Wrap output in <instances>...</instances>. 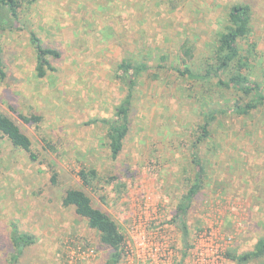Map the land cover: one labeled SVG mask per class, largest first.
<instances>
[{"label": "rangeland", "instance_id": "374dc122", "mask_svg": "<svg viewBox=\"0 0 264 264\" xmlns=\"http://www.w3.org/2000/svg\"><path fill=\"white\" fill-rule=\"evenodd\" d=\"M238 1L253 8V33L242 46L246 54L256 43L252 78L264 86V0L25 1L16 29L1 35L7 77L0 79V111L18 120L39 159L32 161L0 132V264H9L12 223L37 236L19 264L107 263L111 251L101 245L98 232L73 206L62 204L70 186L84 188L126 240L134 218L145 214L174 239L175 264H189L186 246L189 251L200 230L221 220L210 213H222L223 231L234 237L230 248H254L264 236V107L249 116L221 115L212 125L215 140L200 149L210 175L188 215V245L170 222L194 178L192 143L204 112L229 108L237 99L216 87L217 79L194 81L176 68L184 69L188 47L194 54L188 64L205 68L216 33ZM32 31L62 54L51 58L56 70L43 78L36 75ZM123 58L146 61L150 69L138 81L130 130L115 160L102 119L112 118L127 94L117 74ZM11 107L42 119L26 124ZM92 169L99 176L95 189L80 176ZM130 259L123 248L118 264ZM247 264H264V257Z\"/></svg>", "mask_w": 264, "mask_h": 264}, {"label": "trees", "instance_id": "16d2710c", "mask_svg": "<svg viewBox=\"0 0 264 264\" xmlns=\"http://www.w3.org/2000/svg\"><path fill=\"white\" fill-rule=\"evenodd\" d=\"M25 1L0 0V79L7 77L1 35L5 31L16 29V24L25 8ZM253 14L251 4L244 1L233 3L228 10L227 24L216 33L213 53L206 59L205 68L195 70L188 64L189 60L194 57L190 47L185 49L187 58L183 59V64H186L184 69L176 68L181 76L194 81L209 82L212 79H217L216 87L232 93V96L234 94L237 96L229 108H210L209 112H204V117L198 125L197 135L192 143L194 152L191 163L194 167V178L188 189L180 196L178 203H175L174 214L170 219V222L181 230L186 245L189 244L190 232L187 219L190 209L210 175L209 163L201 155L200 149L203 144L215 140L212 125L219 121L221 115L249 116L264 107L263 83L252 78L251 56H253V52H256V43L250 45L246 54L242 46V41L249 39L253 33ZM30 39L37 55L36 75L39 78L46 77L49 70H56L51 58H60L61 51L54 47L44 46L35 31L31 32ZM149 69L148 62L132 58H123L117 65L118 78L127 85L128 91L121 103L115 107L114 116L102 119L107 125V147L112 159L116 160L124 149V143L130 130V112L135 90L139 79ZM223 75H226L227 78L225 79ZM230 100L233 101L231 98ZM11 108L26 124H37L42 119L41 115L26 114L18 112L14 107ZM0 132L9 139L13 146L26 151L32 161L39 159V153L34 149L32 138L22 128L18 120L8 112L0 111ZM217 146L214 143L213 150H217ZM50 147L52 146L50 145ZM57 174L52 178L53 183H58ZM80 174L84 184L95 189L94 182L99 177L97 171L92 169L89 173L81 171ZM62 204L65 207L73 206L76 213L87 221L88 226L98 232L101 245L111 251L106 264H118L123 254L125 235L120 231L116 220L108 212L95 206L92 197L82 187H67L62 196ZM246 214L249 215V208ZM10 240L13 248L8 260L9 264H19L22 252L37 242V236L32 232L20 230L18 225L12 223ZM188 246L184 252L185 257L188 255ZM227 256L238 264H247L252 260L263 258L264 236L257 240L254 248L239 251L238 247H232L227 250Z\"/></svg>", "mask_w": 264, "mask_h": 264}, {"label": "built area", "instance_id": "2783aa9c", "mask_svg": "<svg viewBox=\"0 0 264 264\" xmlns=\"http://www.w3.org/2000/svg\"><path fill=\"white\" fill-rule=\"evenodd\" d=\"M210 214L221 220L209 223L197 233L186 258L189 264H230L227 250L234 237L223 231L221 212ZM152 222L145 214L134 218L129 238L125 239L123 246L131 257L127 264H175L177 249L174 239L165 230L155 229Z\"/></svg>", "mask_w": 264, "mask_h": 264}]
</instances>
